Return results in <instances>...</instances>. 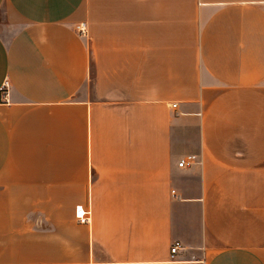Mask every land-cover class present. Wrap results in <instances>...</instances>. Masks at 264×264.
I'll return each mask as SVG.
<instances>
[{
	"label": "crops",
	"instance_id": "crops-1",
	"mask_svg": "<svg viewBox=\"0 0 264 264\" xmlns=\"http://www.w3.org/2000/svg\"><path fill=\"white\" fill-rule=\"evenodd\" d=\"M0 264H264V0H0Z\"/></svg>",
	"mask_w": 264,
	"mask_h": 264
},
{
	"label": "built area",
	"instance_id": "built-area-1",
	"mask_svg": "<svg viewBox=\"0 0 264 264\" xmlns=\"http://www.w3.org/2000/svg\"><path fill=\"white\" fill-rule=\"evenodd\" d=\"M76 29L81 31L82 33H87V26L85 23H80V24H76ZM8 86V82L5 83V85L3 86V90ZM174 107L177 106V103H174L173 105ZM197 161V156L196 155H188L184 158H182V160L179 162V165L180 166H190L192 165L193 163H195ZM90 215H91V210H86V209H83L82 207H78L77 209V217L82 221V222H87L90 220ZM182 243L180 241H176L172 248H171V251H172V254L174 255L177 250L181 247Z\"/></svg>",
	"mask_w": 264,
	"mask_h": 264
}]
</instances>
